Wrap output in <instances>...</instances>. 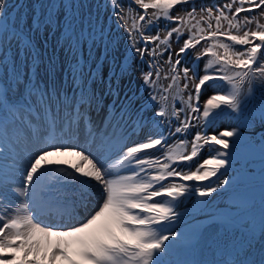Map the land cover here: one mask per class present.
<instances>
[{"label":"snow or ice","instance_id":"1","mask_svg":"<svg viewBox=\"0 0 264 264\" xmlns=\"http://www.w3.org/2000/svg\"><path fill=\"white\" fill-rule=\"evenodd\" d=\"M109 5L115 23L127 35L126 52L147 65V71L141 68L140 79L155 112L151 121L143 117L134 121L130 132L104 135L106 130H102L101 143L93 152L90 146L96 143L97 134L80 108L98 100L87 95L85 87L95 71L86 68L87 62L81 63L75 51L82 40L91 38L96 43L95 29L88 33L76 13L58 20L55 2L34 6L28 24L25 18L10 16L8 0H0V264H173L165 260L171 248L166 242L179 239V234L165 225L178 219L176 203L190 190L203 197L225 183L217 176L228 163L221 149L231 147L228 138L237 132L208 134L205 129L219 112L230 109L243 114L247 98L257 87L264 88V0H212L199 8L196 0H128L127 11L122 0H107L105 7ZM130 12L136 14L130 16ZM53 26L61 30L72 52V61L61 68L71 73V94L51 79L45 82L32 77V65L38 59L34 37L44 30L51 34ZM173 39L180 45L175 50ZM13 50L27 72L10 58ZM189 52L194 67L184 64ZM201 59L205 60L202 69ZM49 63L55 73V61ZM121 71L126 72L127 66L122 64ZM21 85L24 93L20 99L10 100L9 92L13 88L19 91ZM213 85L217 89L201 111L200 97ZM108 92L118 97L111 81ZM109 108L115 110V103ZM127 111L122 102V120ZM33 112L41 117L40 124L34 126V137L41 127L48 137L38 154L26 153L22 159L15 145L7 146L9 127L25 116L33 123ZM260 120L264 123V105ZM81 121L88 148L73 142ZM144 128L149 129L145 139L129 143L131 136ZM193 128L197 130L189 140ZM65 135L69 139H64ZM176 136L181 138L168 144V139ZM205 148L209 155L192 170L188 162ZM61 156L71 159H48ZM212 177H216L215 187ZM203 181L209 183H199ZM96 186L102 189V203L83 223L65 226L39 219L36 209L59 206L68 196L78 197L86 207ZM260 232L264 236V196ZM242 251L243 247L235 258L220 264H255L241 255ZM260 264H264V254Z\"/></svg>","mask_w":264,"mask_h":264},{"label":"rangeland","instance_id":"2","mask_svg":"<svg viewBox=\"0 0 264 264\" xmlns=\"http://www.w3.org/2000/svg\"><path fill=\"white\" fill-rule=\"evenodd\" d=\"M201 1H204V2H201ZM49 2H55L57 4L58 7L56 9V18L58 20L64 19L66 15L76 13L78 22L83 21L82 26L86 29L88 33L92 32L93 28L95 29L96 43L93 44L91 38L82 40L81 43L77 45V48L75 51V54L77 55V57L81 58V63L87 62L85 64L86 68L90 66L94 70L95 66L99 63V61L102 60L104 61V71L107 72V75L104 77L108 78L110 75H112L111 79H113L114 75L116 74V71H118L121 68L122 64L128 66L130 62L135 65L134 68L137 71H141V68L147 71V65L142 64L138 56H129L131 53L126 52L125 45L127 42V35L124 33L123 28L118 27L117 24L115 23L116 17L111 15L110 5L108 7H105L107 0H27L25 2H19V0H8L10 16H14L15 14V16H17L18 19L25 18L27 20V23L30 24L32 21V17H33L34 6L38 8L39 5H42V4L46 5ZM211 2L212 0H210L209 2L206 0H200V2L196 3V6L197 8H199L201 4L207 5V4H210ZM219 2H224V0H219ZM10 3H17V5L12 7ZM122 3L125 5V10L127 11L128 10L127 8L128 0H122ZM61 4L72 5V7L61 8L59 7V5ZM244 6L248 7L247 4H245ZM179 7L180 6H177V10H179ZM135 8H138V6L133 5V9ZM43 11L46 14L48 10L45 8L43 9ZM258 11L259 10H257V12ZM20 14L24 15V17H20ZM135 14L136 13L134 12L129 13L130 16L135 15ZM253 14H256V13H253ZM173 15H175V12H173ZM241 15H244V14L242 13ZM261 22H264V20H262ZM129 23H131V20L129 21ZM163 26H164V21L161 20L160 27L163 28ZM171 26H174V25H171ZM101 29L103 30V36L100 35ZM155 31L156 29L153 28L152 34H154ZM37 34H45L48 38L50 37V35H53L52 51H54V55L52 57H49L46 55V53H44L43 55L45 57L41 58L40 64L43 65V68L45 70H48V67H51V64L49 63V61L51 59L55 61L56 75H58L59 77L62 76V73L64 74V76L67 75L65 77V82L62 80V84H63V87H65V89L67 88L68 90H71L72 89L71 73L64 72L61 70V68H62V65L67 66V64L72 61V52L68 51L67 45L64 43V39L61 36V30L53 26V28L51 29V34L49 30H44V31L38 32ZM35 41L43 42V39L41 36L35 35L34 42ZM173 42L176 44L175 46H173V49L175 50L180 45L177 44L174 39H173ZM180 44H182V40L180 41ZM106 45H107V49L105 50ZM35 49H37V46ZM10 54H15V51L13 50V52H10L9 56ZM15 56H16L15 59H16L17 67L18 68L21 67L23 68L22 70H24V72H27V68L21 65L20 63L21 58L18 57L16 54ZM188 57H191V61L189 63L184 62V64L186 66L194 67L195 65L192 63L193 54L189 52L188 56L185 57L184 61ZM145 59L147 60V57H145ZM201 60L205 63L204 59H201ZM33 70H34V64L32 65V71ZM127 71H130L129 76H124L118 80L116 79L119 82V84H111L113 86H116L117 88L124 85V90H122V92L119 94L116 100H115L116 96L111 97L112 103L117 102L119 104L116 113L120 112V107H121V104L125 96H134L132 98H136L138 100V103L145 108L146 112L143 114L142 117L144 118V120L150 121L151 119H153V113L155 112V108L151 104L148 103V91L144 89L141 79H138L134 71H131L128 69ZM5 74L7 75V73ZM133 76H135L134 79H133ZM95 78H96L95 84L100 83L99 90L95 89V91L100 97L107 93L106 90H108V88L101 86V79H98L96 76ZM131 78L133 79V81L131 80ZM57 82L58 81H56V84ZM161 83L166 85L167 81H161ZM216 89H217V85H214L213 91ZM213 91L211 90V93H209L208 95L212 94ZM22 93H24V89H22V91L20 92V94ZM69 93L71 94V92ZM256 97L259 100V102L262 105H264V88L257 87L254 91V98L252 99L250 96L247 98V105L249 106L251 102L254 104H258ZM107 102L108 100L106 101L104 100L105 107H106ZM200 103L201 102L199 101V105ZM140 105L135 106V108L133 109L134 114L137 112ZM259 111H261V109H259ZM253 112L257 113L258 110L254 109L253 111L250 110L249 112H247L246 103H245L243 114L232 113L230 111L229 116L237 117V119L241 121L242 123L251 124V123H254L255 119L260 117V115L254 114ZM123 121L131 129V123H127V121L124 119ZM175 126L176 124L175 122H173V125H172L173 129ZM224 128L225 129H221L220 131L235 129L236 132L247 133L245 134L246 136H248L250 133L254 131H257V128L255 127H252L250 129L242 128L241 126L237 124H233L229 122L228 119L227 120L225 119L224 121ZM145 130L148 131L149 129L146 128ZM196 130L197 129L195 128L192 129L191 133L187 137L189 140L191 139L192 135H194ZM163 131L167 132L168 129L164 128ZM258 133L259 132H257V134ZM238 134L240 133H237V135ZM145 135H146V132L143 135V137ZM259 136H256L254 139H258ZM180 138H181L180 136H177V140ZM174 141L175 140L172 141L171 139H168V144H173ZM216 147L219 148V146H216ZM188 150H190V145H189ZM221 151L226 153V156L224 158L228 161V163L225 165L223 169L220 170L219 173H217V176H219V179L225 180V183L223 185H220L219 188H217L216 193H218V191H222L224 189L226 190L228 188H232L236 186L239 190V191L236 190L237 192L245 196L254 195L260 198V200L262 201V196H264V165H261L260 168H257L256 167L257 160H254L253 164H245L246 162L244 161L243 158L242 159L244 162L240 159H233L231 157V155H234V154H231L230 152H234V151H226V149L225 150L221 149ZM155 154L156 152H152V155H155ZM208 155H209L208 149L206 148L203 149L200 155L196 159H194L191 162H188L191 169L194 170L196 165L200 163ZM238 157L241 158L240 156ZM53 158L54 157H49L48 159H53ZM227 169H230V170H227ZM183 170L188 171L189 167H184ZM210 180L212 181V186L215 187L216 182H217L216 177H212L210 178ZM187 183L191 185L196 182H187ZM199 183L208 184L209 181H203ZM187 194H191V196L190 197L187 196L186 199L179 204V206L175 209V211L177 213L181 212L184 214H188L189 216L185 219L179 220L172 228V231H175L179 234V239L173 238L172 242H174L175 245L177 246L176 249L180 251L182 248L183 249L185 248L181 246L180 244L188 245L190 242L192 243L196 242L194 247L192 244L193 248H192V251L190 252V253H192L193 251L197 252V255L195 257L197 258L198 262H195L196 264H201L205 262L221 261V258L215 255L216 250L209 243L210 238L214 236L213 233L216 232V228L213 227V225L217 224V220H214L215 218L231 220L233 223H237L242 228L246 224L240 221L237 217L236 219L239 221H236L234 218H232V213L234 211L247 210L250 207H252L254 210V213L259 212L261 214L262 204L252 205L244 201H240V199H238V201H235V200H230V199L218 200V198L217 200H215L217 202H215V201H211V199L206 200L207 196L201 197L192 190H190ZM203 205H204V208L201 209ZM249 214H253V212H251V210H248L247 212H243V213L242 212L234 213L233 216L242 215V216H246V218L248 219L250 218L247 216ZM249 220H251V218ZM206 222H208V225L205 226L201 231L196 232L194 230L197 226L202 225ZM206 228H209V230L207 231L205 235L204 231ZM249 230L252 234H256L257 232L256 229L252 227ZM245 251H242L241 253H244ZM181 252L188 254V252H183V251ZM250 253L252 254L254 253V251L251 250ZM254 254L250 255L254 259L253 261H257L261 259L260 257L261 254L259 253L256 255Z\"/></svg>","mask_w":264,"mask_h":264},{"label":"bare ground","instance_id":"3","mask_svg":"<svg viewBox=\"0 0 264 264\" xmlns=\"http://www.w3.org/2000/svg\"><path fill=\"white\" fill-rule=\"evenodd\" d=\"M36 46H37V49H35V51L38 53V55L41 54V56H43V54L45 52L43 50H41V48H39V46L37 44H36ZM41 56L38 59H36V60H38V62L39 61L41 62ZM200 61H202V60H200ZM200 61H199V66L202 69L204 62L203 61L200 62ZM133 65L134 64L130 62L127 66V69L133 71L132 70ZM50 68H52V66ZM94 71H95V76H97L99 78H103L104 76H106L107 72L104 71V61H102V60L99 61V63L95 66ZM200 74H203V72L201 71ZM32 75L34 76V80H41V81H45V82H48L50 79H51V81L55 82V79H56L55 73H53V70H51V69L48 70V72H45L41 69L39 70L36 68V70L32 72ZM129 75H130V71H126L122 74V71L120 69V70L116 71V74L114 75L113 79H111L112 75H110L108 78H106V77L105 78L108 82L111 81L112 84H119V82L117 81L118 79H120L124 76H129ZM66 76H64L63 81L65 80ZM94 77L89 79L87 84L85 85L87 95L90 94V91L96 92L95 89H98V86L95 84ZM102 81H103V79H102ZM212 87L209 88L206 92H204V94H202L200 97L201 111L203 110L202 106H203L204 101L208 98V96L211 95V94L210 95H208V94L211 93ZM121 90H124V85H122L120 87V91ZM103 96L105 99H109L110 96H112V94H110L108 92V93L104 94ZM20 97L21 96L18 94L17 100H19ZM250 97L253 99L254 94L250 95ZM97 101L99 103V102L103 101V98L99 97ZM124 105L126 107L132 108L135 105V98L126 99L124 102ZM230 111L231 110L228 109V110L219 112L218 115L212 117L211 120H213V121L210 124V127H212V128L208 127L207 129H205V131L208 134H219L221 132L220 131L221 129H225L224 128V120L225 119L234 120L233 116H229ZM35 114L36 113L34 112V115ZM112 114H113L112 109H110L109 107H103L102 109H100L98 115H102L103 118H105L106 120L112 121L113 126H115L114 127L115 132H113V133H115V135H119L122 132V130L126 127V124L123 123L120 119L121 112L119 113V116H113ZM130 115H131V113L126 112L124 114V118H129ZM95 116H97V115H95ZM37 121H38V118L36 116L33 125L26 124V128H27L28 132L33 137H34L33 129H34V126L36 125ZM98 122H99V120H96L94 122V124H96ZM201 122H203V121H201ZM262 124L264 125V123H262ZM257 126L261 130V134H260L258 139H254L255 137H254L253 133H250L248 136L240 133L237 136H233L231 138H228L231 147L229 149H226V151H234V152H230L231 154H234V155H231L232 158L237 159V158H239L238 156H240L241 158L244 159V161L246 163H254V160H257L256 161L257 166L264 165V130L262 131L263 127H259L260 125H257ZM147 133H148V131H146V134ZM44 135H45V131L40 136L35 137V138H40V137H43ZM135 135L131 136L130 142L131 143L132 142H141L142 141L141 137H136ZM113 137L115 138V136H113ZM144 137H143V139H144ZM64 138L69 139V136L65 135ZM155 155L159 156L161 154H159V152H156ZM235 155H237V156H235ZM227 170H230V169H227ZM236 190H237V187L234 186V187L228 188L224 191H218V193H216V192L211 193L208 196L216 198V199L217 198L231 199V200L242 199V201H245L246 203L252 204V205L253 204H262L261 202H256L258 200V197L254 196V195L245 196V195L237 192ZM187 196L190 197L191 194H185L176 203L175 208H177L179 206V204L186 199ZM254 202H256V203H254ZM202 208H204V205L201 207V209ZM247 216L252 218L251 214H249ZM185 217H188V216H184L182 213L178 214L179 220L184 219ZM234 217H237L240 221H249V219H250V218L247 219L246 216H242V215H235V216H233V218ZM218 222H219V227H220L219 236L213 238V239H215L213 241V244H214V247L216 248V253L219 254L221 257H224V260L233 259L237 255V253L241 250V245L243 244V241L246 239L248 232H246L245 230L240 228L238 224H235V223L228 224L224 221H218ZM175 223H176V220L170 222V224H166L165 227L172 229V227L175 225ZM196 229L198 231H200V230H202V227L198 226ZM223 240L227 241V243H228V246H227L228 251L223 250L221 248V243ZM170 244H171V248H170L171 251H175V249H174L175 245L172 242ZM232 251H234V252H232ZM189 264H191V263L189 262Z\"/></svg>","mask_w":264,"mask_h":264},{"label":"water","instance_id":"4","mask_svg":"<svg viewBox=\"0 0 264 264\" xmlns=\"http://www.w3.org/2000/svg\"><path fill=\"white\" fill-rule=\"evenodd\" d=\"M202 62V61H200ZM139 79V78H138ZM187 95V93H185V96ZM138 103V100L135 98V104Z\"/></svg>","mask_w":264,"mask_h":264}]
</instances>
